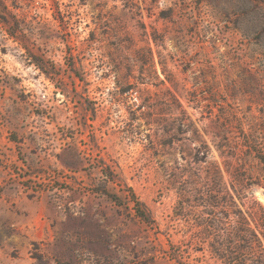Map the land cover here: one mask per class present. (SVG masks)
<instances>
[{
	"label": "rangeland",
	"instance_id": "1",
	"mask_svg": "<svg viewBox=\"0 0 264 264\" xmlns=\"http://www.w3.org/2000/svg\"><path fill=\"white\" fill-rule=\"evenodd\" d=\"M193 141L264 243V0H0V264H224L180 217Z\"/></svg>",
	"mask_w": 264,
	"mask_h": 264
},
{
	"label": "trees",
	"instance_id": "2",
	"mask_svg": "<svg viewBox=\"0 0 264 264\" xmlns=\"http://www.w3.org/2000/svg\"><path fill=\"white\" fill-rule=\"evenodd\" d=\"M169 100L170 105H165L167 108L163 109L162 103H150L148 99H144L140 104L141 107L138 105L136 110L138 115L135 119L144 122H139V127L145 125L164 128L165 119L162 117L164 110L185 113L178 99L171 97ZM136 111L133 113H137ZM181 126L188 128L192 126V122L182 123ZM146 138L150 140L151 137L147 135ZM193 142L196 144L188 167L176 166L178 169L176 179L184 183V188L180 190L182 195L179 201L182 210L180 217H189V214L193 213L191 207H202V221L198 225L205 234L204 238L201 237L204 239L202 242L207 246L214 260L224 264H264V243L251 227L246 211L240 207L237 198L241 200V197L231 192L218 166L210 160L211 152L208 144L205 141ZM260 159L264 161L263 157ZM203 165L212 167L202 170ZM202 171L206 172L205 175ZM186 193H190V196L187 197ZM130 200L138 206L132 191H130ZM136 212L145 222H150L146 210L137 207Z\"/></svg>",
	"mask_w": 264,
	"mask_h": 264
}]
</instances>
